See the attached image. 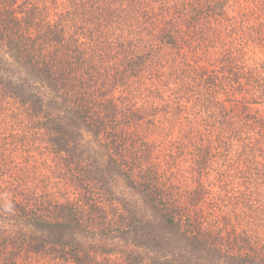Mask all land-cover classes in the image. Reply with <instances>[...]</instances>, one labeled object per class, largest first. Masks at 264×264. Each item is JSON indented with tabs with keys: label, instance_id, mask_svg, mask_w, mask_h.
Here are the masks:
<instances>
[{
	"label": "trees",
	"instance_id": "1",
	"mask_svg": "<svg viewBox=\"0 0 264 264\" xmlns=\"http://www.w3.org/2000/svg\"><path fill=\"white\" fill-rule=\"evenodd\" d=\"M43 1L0 0V100L25 110L79 200L44 193L49 180L39 171L24 181L5 175L0 152V264H264V242L252 236L264 224V147L250 145L242 169L223 153L243 183L234 196L245 212L240 234H224L236 211L217 207L214 229L198 217L207 188H187L213 159L209 151L198 160L182 147L191 168H179L177 202L165 198L152 151L132 132L145 114H127L113 94L169 61L178 106L196 90L222 92L224 134L237 137L249 122L263 127L264 0H232L233 9L229 0Z\"/></svg>",
	"mask_w": 264,
	"mask_h": 264
},
{
	"label": "rangeland",
	"instance_id": "2",
	"mask_svg": "<svg viewBox=\"0 0 264 264\" xmlns=\"http://www.w3.org/2000/svg\"><path fill=\"white\" fill-rule=\"evenodd\" d=\"M26 1L28 3L32 1L39 7L44 3V1L41 3V0ZM231 1L229 0V9H233L235 5V1ZM260 2L261 0H256L253 4H259ZM44 15H48V12ZM0 54H3L1 46ZM168 59L171 60V58ZM104 64L105 67L109 68L107 75L111 74L114 71L112 60L104 59ZM169 64V61H167L166 65L160 69L145 72L130 87L124 90H114L113 94L116 98H121L124 108L125 106L131 107V109L125 111L127 114H145L144 120L135 126L132 132L133 136L144 138L145 144L150 147L152 151L150 165L156 167L159 171L156 177L158 186L164 190L165 198L169 200L171 198L177 202V180H184L179 168L183 166L188 169L191 168L188 159L183 161V157L179 158L178 154L184 153L182 147L188 148L186 151L190 149L192 151L190 155H196L198 160L200 159L198 154L201 153V150L203 152L209 151L213 159L211 161L208 159V162L202 168L200 178L189 176L191 180L189 183L193 185L190 187L188 185L187 188L190 191L194 190L196 185L199 187L204 185L207 188V193L201 202L202 204L205 203L199 206L197 210L198 217L206 220L205 224L212 226L214 229L217 227L215 213L218 210L217 207L222 206L225 209L235 210L237 213V217L232 220V224H228L230 226H221L223 233L225 234L226 230L234 233V230L238 228V234H240L245 226V220H243L245 212L238 207L241 202L237 201V195L234 196V194L238 193L239 189H243V183H237L232 178L233 175L229 174V170L232 172L233 169L229 168L228 170L224 167L223 159L225 156H223V153L228 157H235L233 161L236 159L235 162L239 164L240 169H242L244 163L247 166L254 153L251 150L252 147L249 146L259 143L264 147V126L260 127L256 123L249 122L248 124H242L240 131L237 132V137L233 138L232 136V138H229L230 135L224 134L226 130L223 126L220 127L219 123L222 120L220 109H222V105L225 106V101L218 102L217 100L226 98V95L222 92L219 93L220 96L218 92H206L201 96V92L196 90L192 92V96H187L186 100H181L182 106H178L177 98L172 95V93H176L177 85H168L170 80L167 75L171 70V67H168ZM101 85L102 83H99V86ZM97 97L98 95H94L93 98L97 99ZM229 102V100L226 101L227 111H231ZM194 105H200L201 108H195ZM91 106L95 107V104ZM252 107H255V110L263 108V106ZM24 112L25 110H22L16 101L11 99L0 100V152L4 158L2 169L5 175L6 173H12L15 179L22 175L20 179L24 181L23 177L28 176L29 179L31 172L35 175V171H39L36 174L37 177L45 176L49 180V186L42 185L40 187L44 193L50 196V192L52 197L57 196L61 199L67 197L78 201L79 196L77 194V197L73 195L75 193L73 189L69 188L67 191V185H65L67 175L61 174L63 170L61 158H52L50 150L43 143L42 134L34 129L33 123L28 121ZM204 122L209 124H204ZM209 130L212 131L211 135L207 133ZM129 135L128 132L125 137L127 138ZM88 139L91 140V137L88 136ZM241 144L247 145V148H242V150ZM211 162H213V165H211ZM219 163L223 164L219 166ZM22 170H26V174ZM225 171L226 174H223ZM233 172L235 174V171ZM134 173H136V169ZM198 180L200 184L197 183ZM257 184H261V180H258ZM187 188L182 187L181 194ZM116 191L120 193V191L126 190L117 188ZM126 193L128 194L127 191ZM213 199H218L220 202H215ZM262 227L259 230H254L252 234L256 237L257 242H264V224ZM34 264H56V262L47 258Z\"/></svg>",
	"mask_w": 264,
	"mask_h": 264
}]
</instances>
